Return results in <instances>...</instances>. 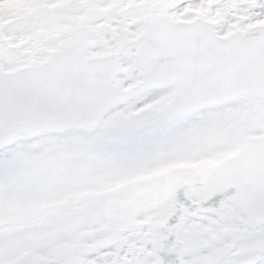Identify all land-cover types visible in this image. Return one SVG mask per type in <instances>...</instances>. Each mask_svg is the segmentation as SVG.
I'll return each mask as SVG.
<instances>
[{"label": "snow or ice", "instance_id": "snow-or-ice-1", "mask_svg": "<svg viewBox=\"0 0 264 264\" xmlns=\"http://www.w3.org/2000/svg\"><path fill=\"white\" fill-rule=\"evenodd\" d=\"M0 264H264V0H0Z\"/></svg>", "mask_w": 264, "mask_h": 264}]
</instances>
